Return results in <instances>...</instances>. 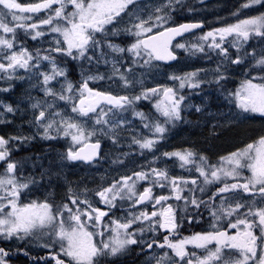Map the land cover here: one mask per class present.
<instances>
[{
  "label": "rangeland",
  "instance_id": "obj_1",
  "mask_svg": "<svg viewBox=\"0 0 264 264\" xmlns=\"http://www.w3.org/2000/svg\"><path fill=\"white\" fill-rule=\"evenodd\" d=\"M205 1L0 0L1 248L30 235L38 264H57L49 262L50 244H64L68 264L124 252L126 264H223L212 261L221 253L212 244L215 222L204 206L199 213L208 189L177 182L193 181L192 160L206 144L188 135L195 128L189 112L202 108L206 116L195 103L197 78L222 68L225 61L213 58L230 49L240 60L229 68L248 76L242 70L254 61L246 52H264V0H227V18L188 44L176 43L188 53L168 70L150 65L141 46L150 32L188 16L189 9L180 12L184 4ZM108 29L117 41L88 37ZM84 83L105 86L119 103L108 114L97 110L93 121L75 115L69 107L85 95ZM166 90L175 102L165 99ZM80 126L86 131L78 134ZM87 132H103L124 150L111 166L104 159L94 169L71 165L64 148L82 146L92 139ZM35 144L45 150L17 156ZM144 191L151 199L139 205Z\"/></svg>",
  "mask_w": 264,
  "mask_h": 264
},
{
  "label": "flooded vegetation",
  "instance_id": "obj_2",
  "mask_svg": "<svg viewBox=\"0 0 264 264\" xmlns=\"http://www.w3.org/2000/svg\"><path fill=\"white\" fill-rule=\"evenodd\" d=\"M183 7L182 10L180 8V12L189 9L190 14L186 17L178 16L177 20L161 29L185 22L197 23L201 26L191 34L179 38L174 45L188 44L192 37L218 25L220 21L227 18L233 5L227 0H206L205 4L192 6V3H189L184 4ZM155 31L160 30L155 29ZM114 33L108 29L103 33L91 32L88 37L100 34L102 41L114 42L118 39L113 37ZM151 33L153 31L149 34ZM256 39L260 40V37H254V40ZM254 40L252 39L251 43ZM119 42L124 43V41ZM259 44L262 45V43ZM174 45L173 50L181 60L182 56L187 55L188 52H183ZM230 51L231 53L218 54L213 59L225 61L226 65L233 59L237 63L240 57L235 50L230 49ZM245 55H249L246 59L254 61L252 69L242 70L248 75L246 78L237 77V71L225 64H220L222 68L208 69L207 79L204 81H201L202 76L197 78L200 79L199 83H202V86L194 88L197 91L194 97L195 103L205 108L206 116L202 118L204 109L200 107L199 111L189 112L195 121V128L194 134L188 135L194 140H206V144L202 149L204 153L202 157L195 156L192 160L193 181L177 182L180 185L188 183L194 188L208 189L205 205L199 207V213L204 206L209 224L215 222L212 228L214 234L212 244L219 248L221 253L213 257L212 261L223 264L234 262L264 264V52L257 55L255 51H248ZM62 59H59V62L69 67L68 59L64 57ZM196 72L201 74V71ZM244 80L245 86H243ZM3 84H0V87ZM82 88L85 90V95L78 101L77 106H70L69 109H73L77 116L81 114L84 120H96L97 110L108 114V111L119 103L117 95H113V101L101 103L95 101L99 93L111 94V96L113 94L110 89L101 84L84 83ZM96 126L101 129L102 125L96 124ZM85 131L80 126L78 134ZM88 134L92 135V139L90 138L91 140L89 139L86 143L98 141L101 144L99 158L90 163L77 159L74 157L75 152L86 143L72 151H69L67 144L64 149L68 160L72 162L71 165L78 166L80 170L94 169L104 159V164L111 166V160L118 154L117 147L112 145L110 138L103 132ZM121 151L124 150L121 149ZM14 169L9 170V173H13ZM220 232L226 236L225 244L216 241L215 236ZM11 245L0 247L1 263L38 264L39 258L34 249L33 236L22 235L15 244ZM49 247L51 248L47 250L50 253L49 262L68 264L65 262L68 258L60 254L65 248L64 244L62 246L50 244Z\"/></svg>",
  "mask_w": 264,
  "mask_h": 264
},
{
  "label": "water",
  "instance_id": "obj_3",
  "mask_svg": "<svg viewBox=\"0 0 264 264\" xmlns=\"http://www.w3.org/2000/svg\"><path fill=\"white\" fill-rule=\"evenodd\" d=\"M200 26L201 25L197 23H183L177 26L166 28L155 34L144 37L141 42L142 47L145 50L151 51L154 58L158 62H162L166 65H172L178 59L177 54L173 52L171 48L173 42L187 34L194 32ZM164 95L167 100L171 101V97L169 96L168 91H166ZM113 100H114L113 96L106 95L103 93H99L95 99V101L98 103L104 101L109 102ZM42 117L43 115L39 116L38 120H41ZM99 154H100V143H88L85 146L79 148L78 151L74 154V157L82 161H85L87 163H90L95 159L99 158ZM149 198H150L149 192H144L140 196L139 202L145 203L149 200ZM158 202H160V200ZM225 239L226 236L224 235V233L220 232L216 234L217 242H220L221 244H225Z\"/></svg>",
  "mask_w": 264,
  "mask_h": 264
},
{
  "label": "trees",
  "instance_id": "obj_4",
  "mask_svg": "<svg viewBox=\"0 0 264 264\" xmlns=\"http://www.w3.org/2000/svg\"><path fill=\"white\" fill-rule=\"evenodd\" d=\"M145 54L148 56L147 58L150 59L149 63L154 64L157 68H162V69H166L168 70V67L165 65H162L158 62H156L153 58L152 55L148 52H145ZM142 65H145L144 63H141ZM152 68V67H150ZM145 69V68H144ZM45 149H43L41 144H35L32 145V147L30 148H24L22 150L21 153H18L17 156L21 155V159H28V157L30 156H34L36 154H40L44 151ZM102 257H100L97 261L95 260V262L97 263ZM129 260V255L128 253H121V254H117L114 257H107V260H101L100 262H98L97 264H126Z\"/></svg>",
  "mask_w": 264,
  "mask_h": 264
}]
</instances>
